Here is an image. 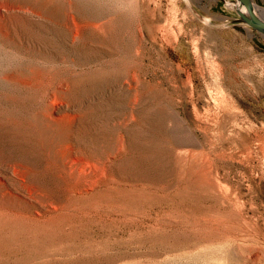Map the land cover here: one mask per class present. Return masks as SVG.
<instances>
[{
    "label": "rangeland",
    "instance_id": "rangeland-1",
    "mask_svg": "<svg viewBox=\"0 0 264 264\" xmlns=\"http://www.w3.org/2000/svg\"><path fill=\"white\" fill-rule=\"evenodd\" d=\"M237 7L0 0V264H264V35Z\"/></svg>",
    "mask_w": 264,
    "mask_h": 264
},
{
    "label": "water",
    "instance_id": "water-1",
    "mask_svg": "<svg viewBox=\"0 0 264 264\" xmlns=\"http://www.w3.org/2000/svg\"><path fill=\"white\" fill-rule=\"evenodd\" d=\"M237 11L242 21L264 35V20L257 14L253 0H236Z\"/></svg>",
    "mask_w": 264,
    "mask_h": 264
},
{
    "label": "bare ground",
    "instance_id": "bare-ground-1",
    "mask_svg": "<svg viewBox=\"0 0 264 264\" xmlns=\"http://www.w3.org/2000/svg\"><path fill=\"white\" fill-rule=\"evenodd\" d=\"M257 14L264 20V8L255 5Z\"/></svg>",
    "mask_w": 264,
    "mask_h": 264
}]
</instances>
